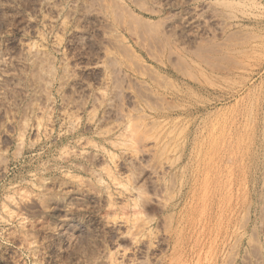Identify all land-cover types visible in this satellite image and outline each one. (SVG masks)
Listing matches in <instances>:
<instances>
[{
    "label": "rangeland",
    "instance_id": "374dc122",
    "mask_svg": "<svg viewBox=\"0 0 264 264\" xmlns=\"http://www.w3.org/2000/svg\"><path fill=\"white\" fill-rule=\"evenodd\" d=\"M263 210L264 0H0V264H264Z\"/></svg>",
    "mask_w": 264,
    "mask_h": 264
},
{
    "label": "bare ground",
    "instance_id": "6f19581e",
    "mask_svg": "<svg viewBox=\"0 0 264 264\" xmlns=\"http://www.w3.org/2000/svg\"><path fill=\"white\" fill-rule=\"evenodd\" d=\"M112 4H114V3H112ZM117 5V4H116ZM105 6V5H104ZM113 6H115V5H113ZM112 7V6H111ZM123 8V7H122ZM114 9H115V7H114ZM122 10V9H121ZM117 11V10H116ZM126 12V11H125ZM111 13V12H110ZM115 13V12H114ZM126 14H127V12H126ZM129 15V14H128ZM118 16H119V14H118ZM120 17V16H119ZM117 20H119V19H117ZM123 20V19H122ZM135 20V19H134ZM138 22V21H137ZM64 23V22H63ZM140 23V22H139ZM141 23H143V22H141ZM151 25V24H150ZM149 25V26H150ZM58 26H59V24H58ZM152 27H153V25H152ZM60 29V28H59ZM63 31V30H62ZM145 31V30H144ZM147 31H148V29H147ZM154 31V30H153ZM157 32V31H156ZM161 33V32H160ZM152 33H150V35H151ZM154 35V34H153ZM147 37V36H146ZM156 37V36H155ZM143 38V37H142ZM256 38V37H255ZM152 40H154L153 38H151ZM163 39V38H162ZM148 40V39H147ZM151 40V41H152ZM254 40V39H253ZM153 42V41H152ZM236 45V44H235ZM164 49V48H163ZM237 52V51H236ZM34 53V52H33ZM110 59H112V58H110ZM113 60V59H112ZM110 61V60H109ZM111 63V62H110ZM118 63V62H117ZM112 64V63H111ZM114 66V65H113ZM239 66V65H238ZM153 74H154V72H153ZM191 76V75H190ZM194 77V76H193ZM164 80V79H163ZM167 80V79H166ZM151 81H152V79H151ZM158 85H159V83H158ZM163 85V84H162ZM242 92V91H241ZM159 98V97H158ZM160 100H162V99H160ZM159 100V101H160ZM166 106V105H165ZM148 107V106H147ZM171 107V106H170ZM149 108V107H148ZM167 108V107H166ZM150 109V108H149ZM150 111V110H149ZM183 112H185V114L187 115L189 112H187L185 109H183ZM193 113V112H192ZM184 114V115H185ZM196 116V115H195ZM157 117L158 118H164V117H166L165 115H157ZM194 117V116H193ZM195 120V119H194ZM193 120V121H194ZM192 121V122H193ZM151 123V122H150ZM154 124V123H153ZM150 127H152V126H150ZM136 129H138V128H136ZM138 131V130H137ZM192 131V130H191ZM133 132V131H132ZM135 133V132H134ZM134 133H133V135H134ZM141 133V132H140ZM140 133L138 134V135H140ZM142 134V133H141ZM132 135V136H133ZM140 137H141V135H140ZM139 137V138H140ZM150 137V136H149ZM166 137V136H165ZM189 137H190V130H188L187 131V133H186V136H185V143H184V152L182 153V155H181V157H180V159H179V163L180 162H182L183 161V158H184V155H185V153H186V148H187V146H188V141H189ZM130 138V137H129ZM157 138V137H156ZM138 139V138H137ZM136 139V140H137ZM146 139V138H145ZM144 139V140H145ZM130 140V139H129ZM133 140V139H132ZM134 141V140H133ZM154 141V140H153ZM121 143V142H120ZM124 143V142H123ZM123 145V144H122ZM127 147V146H126ZM162 151V150H161ZM163 153V152H162ZM135 154V153H134ZM131 155V154H130ZM134 156V155H133ZM180 156V155H179ZM181 165V164H180ZM170 167V166H169ZM169 167H167V168H169ZM164 170V169H163ZM162 172V171H161ZM163 173V172H162ZM196 173V172H195ZM192 174V173H191ZM199 174V172L197 173V174H195V176L196 177H194L193 175L191 176V178L189 177V179L188 178H186L185 176H183V179H182V181H181V186H180V189H179V195H178V197H179V199L178 200H180V199H183V197L186 195V193H183V190H185V189H189V190H192V189H194L195 188V186L197 185V175ZM180 177V176H179ZM171 189V188H170ZM229 191V193H231V189H229L228 190ZM168 192H170V191H168ZM187 192V191H186ZM209 193V197L210 198H215V196H217L219 193H220V190H219V188H217V187H212V188H206V189H204V192H203V196H205L206 194H208ZM132 197V196H131ZM173 197V196H172ZM171 198V197H170ZM176 199V198H175ZM172 200V199H171ZM176 201V200H175ZM182 201V200H181ZM192 201V200H191ZM177 204L178 203H174V204H171L170 206H169V208H166V209H168V210H170V211H173V210H175L176 209V207H177ZM248 209H250V211H249V213L250 212H252V207L250 206V207H248ZM211 211V210H210ZM218 211V210H217ZM227 211L229 212V214H230V216L229 217H227L226 218V220H227V225H226V227L227 228H229L230 227V224L232 223V220H233V204H232V202H231V200L228 202V205H227ZM264 211V210H263ZM225 219V218H224ZM145 220V219H144ZM142 224V223H141ZM137 225V224H136ZM138 226H140V225H138ZM134 227H136V226H134ZM132 233V232H131ZM135 234V233H134ZM146 235V234H145ZM132 237V236H131ZM135 240V239H134Z\"/></svg>",
    "mask_w": 264,
    "mask_h": 264
}]
</instances>
